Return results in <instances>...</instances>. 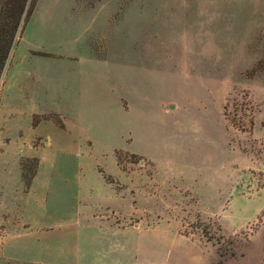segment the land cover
Returning <instances> with one entry per match:
<instances>
[{
	"label": "rangeland",
	"instance_id": "1",
	"mask_svg": "<svg viewBox=\"0 0 264 264\" xmlns=\"http://www.w3.org/2000/svg\"><path fill=\"white\" fill-rule=\"evenodd\" d=\"M14 46L48 96L1 99V213L121 225L128 264H264V0H37Z\"/></svg>",
	"mask_w": 264,
	"mask_h": 264
},
{
	"label": "crops",
	"instance_id": "2",
	"mask_svg": "<svg viewBox=\"0 0 264 264\" xmlns=\"http://www.w3.org/2000/svg\"><path fill=\"white\" fill-rule=\"evenodd\" d=\"M14 49L15 46L12 47L0 76V102L2 98H5L9 99L11 104L19 105L32 101L34 98L41 100L47 97L48 88L43 85L48 78H44L42 71L24 64L27 61L26 55L21 62L22 64H20L22 58L16 57L15 64H13ZM30 55L38 56L31 53ZM72 80H76V76ZM79 81L84 82L86 79L80 78ZM74 85L76 90V82ZM77 88V93L72 94L74 99L72 101L76 102L78 99L81 104L91 103L98 89L97 85L92 84L80 85ZM102 90L103 87L99 86L100 93ZM34 114L41 113H31V124ZM38 125L39 122L36 126ZM26 155H33V153L27 152ZM40 165L38 164L32 177L30 187L24 192L31 188L38 177ZM20 170L19 166H13L12 171L8 174L16 177L17 187H14L15 191L22 190ZM7 179L9 180V176ZM7 213L0 212V255L17 264H128L127 260H124L123 245H117V241L108 236L113 232L115 235L125 233L121 225L108 224L95 219L90 224L81 223L78 227L74 226L73 230H59L52 233L50 229L53 227H49L38 217L28 216L24 211L16 212L17 214ZM94 214L97 218L96 213ZM108 244L116 245V251L107 252ZM57 248L61 251L56 250ZM48 250L54 253L47 257ZM196 259L200 261L199 264H209L208 258L198 257Z\"/></svg>",
	"mask_w": 264,
	"mask_h": 264
},
{
	"label": "trees",
	"instance_id": "3",
	"mask_svg": "<svg viewBox=\"0 0 264 264\" xmlns=\"http://www.w3.org/2000/svg\"><path fill=\"white\" fill-rule=\"evenodd\" d=\"M36 1L0 0V76L13 45L16 44L20 32L23 31L24 25L34 10ZM38 54L46 55V53ZM31 179L25 182L26 189Z\"/></svg>",
	"mask_w": 264,
	"mask_h": 264
}]
</instances>
